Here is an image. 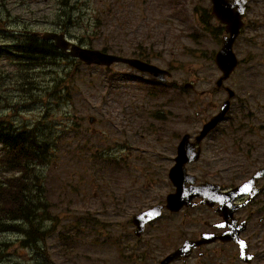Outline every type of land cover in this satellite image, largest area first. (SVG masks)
<instances>
[{"label":"rangeland","instance_id":"rangeland-1","mask_svg":"<svg viewBox=\"0 0 264 264\" xmlns=\"http://www.w3.org/2000/svg\"><path fill=\"white\" fill-rule=\"evenodd\" d=\"M200 2L70 0L75 16L66 36L73 41L91 39L94 49L106 45L110 53L125 57L141 52L152 64L172 71L170 82L177 86L194 83L192 90L172 92L167 82L160 85L164 95L150 97L139 83L149 77L122 64H115L111 73L78 65L69 75L65 65L70 62L62 56L50 60V65L44 61L40 68L17 70L15 45L32 32L52 30L56 5L54 0H0V124L13 132L19 128L34 134L39 142L50 145L45 150L47 161L38 166L43 175L41 188L30 187L34 200L43 201L44 195L47 203L48 217L39 220L45 240L36 244L26 239V246L21 230L0 231L1 247L7 246L0 264H112L110 225L112 237L116 236L129 209H137L133 202L137 199L121 200L118 194L122 188L129 190L131 180L120 176L126 172L114 171L105 159H112L115 151L118 158L127 154L128 163L135 165L153 160L157 140L155 130H148V125H156L151 113L159 111L164 125H179L187 131L201 126L216 111L213 104L218 106L225 97L224 91L213 88L220 72L209 60L220 38L213 39L195 26L192 6ZM249 8L248 26L234 47L240 63L226 81L236 95L220 124L223 131L228 126L254 128L264 118L254 105L257 88L264 87V27L252 21L254 8ZM60 82L65 84L62 89ZM200 91H205L203 97L198 96ZM89 115L93 124L88 123ZM242 139L252 142L253 136L246 133ZM124 141L131 149L124 147ZM234 152L212 168L209 160L217 156L213 151L206 154L207 177H226L229 182L236 177L233 183H238L245 163L243 153ZM99 155L102 160L96 158ZM226 166L228 177L220 172ZM5 167L0 162V179L8 177V173L1 175ZM8 224L16 225L14 221ZM257 252L254 264H264V244L257 246Z\"/></svg>","mask_w":264,"mask_h":264},{"label":"flooded vegetation","instance_id":"flooded-vegetation-1","mask_svg":"<svg viewBox=\"0 0 264 264\" xmlns=\"http://www.w3.org/2000/svg\"><path fill=\"white\" fill-rule=\"evenodd\" d=\"M249 3L254 8L256 26L264 27V0H247L248 8ZM247 15L244 14V23L248 21ZM243 31L239 35L241 38ZM254 105L259 117L264 116V87L257 88ZM178 126L162 124L150 127L156 132V158L142 165L128 163V155L118 158L114 151V171L119 165L126 172L120 176L131 180L127 187L129 190L122 188L118 196L123 201L128 197L137 199L133 200L137 209H129L128 219L122 225L118 224L116 236L112 237V223L110 225L112 264H254L259 259L257 246L264 244V176L256 181L259 189L256 196L250 200L249 194L235 198L229 209L217 201L211 205L202 204L198 198L193 199L195 204L178 209L167 208L166 197L175 191L169 174L181 138ZM227 128L223 131L217 125L200 142L195 140L201 126H193L189 130L190 140L200 148L199 159L186 165V171L195 176V184L216 183L220 192L229 191L238 184L229 182L226 177H207L204 157L211 151L217 156L209 160L208 167L211 168L235 150L243 153L246 168L244 166L240 170L243 178L239 183L250 178L257 168L264 167V118L262 125L254 128L246 125ZM225 133L230 137L224 136ZM246 133L253 136L251 143L242 139ZM228 171L226 166L220 172L228 177ZM153 206L160 209L155 210L157 215L152 220L145 224L134 222V216ZM184 244L188 254L175 258V252ZM240 245L245 249L246 257L240 255Z\"/></svg>","mask_w":264,"mask_h":264},{"label":"trees","instance_id":"trees-1","mask_svg":"<svg viewBox=\"0 0 264 264\" xmlns=\"http://www.w3.org/2000/svg\"><path fill=\"white\" fill-rule=\"evenodd\" d=\"M54 1L56 11L52 23L66 30L68 25L72 24L70 19L75 16V12H71L70 0ZM221 31L222 27L217 26L213 27L210 33L217 37L221 35ZM29 32L31 33L30 30ZM15 48L14 63L19 65L17 70L20 71L32 67L40 68L44 61L50 65V60H57L55 57L58 51L55 47L32 34L26 35L23 41L15 45ZM103 49L107 48L103 47ZM41 59L43 62L40 61ZM19 82L22 84V81ZM47 147H49L48 142H38L34 134L25 133L20 129L13 132L0 124V154L3 152L0 155V162L6 166L1 171V175L8 173V177L4 176L0 179V210L2 212L0 231L13 227V231L21 230L28 241L45 240L46 232L40 228L39 220L48 217L47 203L44 195L43 201L39 198L34 200L30 187L33 186L34 190L41 188L39 184L41 175L37 167L46 159ZM9 221H14L16 225L8 224ZM6 247H1L0 244V258L4 256Z\"/></svg>","mask_w":264,"mask_h":264},{"label":"water","instance_id":"water-1","mask_svg":"<svg viewBox=\"0 0 264 264\" xmlns=\"http://www.w3.org/2000/svg\"><path fill=\"white\" fill-rule=\"evenodd\" d=\"M215 2L213 14L216 15L224 24L225 31L228 33L222 37V45L221 48L217 51L214 57V61L218 68L222 71V76L216 81V85L220 86L222 84V80L226 79L229 74L233 71L235 66L237 65V57L233 53L232 45L233 42L238 35L239 28L242 26L241 18L243 16L245 2L243 3H233V0H217ZM229 2L231 4H229ZM41 39L46 41H51L53 45L62 52L64 55L79 57L84 60L86 63H98V64H106L109 65L113 61H121L128 63L131 66H134L140 70L147 71L154 75L155 77L165 80V74H168L166 71L161 70L155 66L143 63L136 59H126L121 57H116L112 55H107L98 50H88L86 48H82L76 44L71 43L63 34H58L54 32H43L40 34ZM186 87L189 84H185ZM233 91H229L228 98L222 103L220 110L217 115L213 116L204 126L201 135H205L208 131L216 126V124L225 116L229 109L230 98L233 96ZM92 121V119H90ZM181 150L189 147L187 143L186 137L181 142ZM187 153V151H186ZM199 156V151H194L191 155H180L177 158L176 169L177 173L174 177L176 183L178 184L177 192L175 195H169L166 199L167 207L171 208L175 206L178 208L183 204H191V200L194 197L201 198V202L206 204H212L215 200H219L221 197H218L217 185L206 183L198 186H190L185 188L184 182L187 179L184 172V164L187 161L197 160ZM263 173H258L257 176H261ZM255 177V176H254ZM193 181V176L190 177L189 181ZM239 187L235 190L237 191ZM230 198H234L238 195L237 192H230ZM159 209L158 206L150 208L147 211H144L140 214L134 216V222L140 221L142 224L149 221L154 217V210ZM185 248L187 246L184 244L180 250L175 253V257L180 256L181 253L184 254L186 252ZM242 256L243 251H242ZM186 255V253H185ZM184 256V255H183Z\"/></svg>","mask_w":264,"mask_h":264},{"label":"bare ground","instance_id":"bare-ground-1","mask_svg":"<svg viewBox=\"0 0 264 264\" xmlns=\"http://www.w3.org/2000/svg\"><path fill=\"white\" fill-rule=\"evenodd\" d=\"M47 45V44H46ZM53 57V56H52ZM32 128V127H31ZM19 129V128H18ZM37 129V128H36ZM22 129H20V131H21ZM24 130V129H23ZM29 131V130H28ZM35 131V130H34ZM26 133V132H25ZM40 137H42V136H40ZM41 141H43V140H41ZM39 142V141H38ZM43 143V142H42ZM43 146V145H42ZM46 146V145H45ZM43 223V222H42ZM45 225V224H44ZM46 227V226H45ZM41 229L43 228V227H40ZM43 230V229H42ZM47 230V229H46Z\"/></svg>","mask_w":264,"mask_h":264},{"label":"snow or ice","instance_id":"snow-or-ice-1","mask_svg":"<svg viewBox=\"0 0 264 264\" xmlns=\"http://www.w3.org/2000/svg\"><path fill=\"white\" fill-rule=\"evenodd\" d=\"M247 259L251 260V259H252V257H247Z\"/></svg>","mask_w":264,"mask_h":264}]
</instances>
